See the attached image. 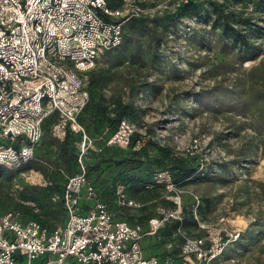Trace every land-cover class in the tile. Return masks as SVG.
Here are the masks:
<instances>
[{
  "label": "rangeland",
  "instance_id": "374dc122",
  "mask_svg": "<svg viewBox=\"0 0 264 264\" xmlns=\"http://www.w3.org/2000/svg\"><path fill=\"white\" fill-rule=\"evenodd\" d=\"M138 7L120 46L85 77L79 122L94 139L88 175L130 223L145 224L157 206H168L158 231L141 239L145 255L175 264L185 236L224 217L247 225L221 264H264V0ZM53 119L43 124L29 169L0 168V215L60 224V193L77 170L80 139L52 137ZM122 120L133 128L131 145L104 146ZM156 172L170 176V189L155 182ZM118 186L140 206L118 205Z\"/></svg>",
  "mask_w": 264,
  "mask_h": 264
},
{
  "label": "built area",
  "instance_id": "2783aa9c",
  "mask_svg": "<svg viewBox=\"0 0 264 264\" xmlns=\"http://www.w3.org/2000/svg\"><path fill=\"white\" fill-rule=\"evenodd\" d=\"M141 1L0 0V165L12 168L29 161L42 123L52 113L57 114L50 128L54 138L63 140L68 131L81 137L78 170L61 193L63 223L48 227L4 212L0 264H172L145 255L141 246L144 236L162 226L168 206H157L141 224L120 218L99 200L84 163L94 139L78 121L89 97L87 73L104 52L122 43L125 21L138 14ZM173 1L177 7L188 2ZM132 135V126L122 120L104 142L127 147ZM153 178L172 187L166 172H156ZM171 199L180 202L178 195ZM116 202L131 209L140 206L122 186L116 188ZM243 220L220 217L214 225L199 224L203 233L182 239L175 264H221L225 249L244 231Z\"/></svg>",
  "mask_w": 264,
  "mask_h": 264
},
{
  "label": "trees",
  "instance_id": "16d2710c",
  "mask_svg": "<svg viewBox=\"0 0 264 264\" xmlns=\"http://www.w3.org/2000/svg\"><path fill=\"white\" fill-rule=\"evenodd\" d=\"M110 1H112V0H110ZM196 2H199V1H197V0H188L187 3L181 5L179 8L189 6V5H191V3H196ZM124 26H125V24H124ZM231 30H233V29H231ZM239 36H240V35H239ZM123 38H124V27H123ZM122 41H123V40H122ZM119 46H120V45H119ZM119 46H118V47H119ZM116 48H117V47H116ZM116 48H115V49H116ZM113 50H114V49H113ZM84 107H85V106H84ZM79 115H80V114H79ZM51 116H54V119H53V121H52L51 124H50V128H51L52 123L56 120V118H57V114H56V113H52V114H50L47 118H49V117H51ZM47 118H46V119H47ZM46 119H45V120H46ZM45 120H44L43 123H42V129H43V124H44ZM78 121H79V116H78ZM79 123H80V122H79ZM117 125H118V123L115 125L114 129H113L110 133H112V132L116 129ZM50 128H49V131H50ZM110 133H108L107 136H108ZM69 134L78 135L79 139L81 138L80 135H79V133H75V132H72V131H68L65 137H67ZM50 135H51V132H50ZM51 136H52V135H51ZM107 136H106V137H107ZM52 137H53V136H52ZM106 137H105V138H106ZM132 137H133V135H132ZM132 137H131V140H130L129 144L127 145V147L131 145V143H132ZM104 146L113 147V146H116V145H106V144L104 143ZM34 151H35V149H34ZM90 151H91V150H90ZM90 151H89V152H90ZM89 152L87 153V155L89 154ZM77 153H78V149H77V151H76V155H75V158H74L73 161H74V164H75V166H76V168H77V170H78L77 163H76ZM87 155L85 156V159H84V163H85V166H86V175H87L89 181L92 183V185H93V187H94V184H93V182L91 181L90 176L88 175V162H87V160H86ZM2 167H5V166L0 165V168H2ZM30 167H31V162H30V160H29V161L25 162L24 164H22V167H21V168L16 169V170L29 169ZM77 170H76L75 172H77ZM75 172H73V173H75ZM73 173H72V174H73ZM63 186H64V185H63ZM62 189H63V187H62ZM94 189H95V192H96L97 198H98L99 200L106 202V203L108 204L109 208H110V209H111V210H112L117 216H119L120 218H123V219L129 221V220H128V215H126L125 213H121V214H119L118 211H117V208H116L115 206H113L108 200H106L105 198L101 197L100 194H99V192H98V190H97L95 187H94ZM61 193H62V190H61ZM61 193H60V215H59V218H60V220H61L60 224L63 223V210H62V202H61ZM122 207H123L125 210H127V209H131V208L124 207V206H122ZM150 216H151V215H150ZM148 217H149V216H148ZM148 217H146V219H145L144 221H146ZM21 219H22L23 221L29 220V219H24L22 216H21ZM35 220H36V219H35ZM37 221H38V220H37ZM136 221H139V220H136ZM38 222H40V221H38ZM40 223L43 224V225H46V226H48V227L56 226V225H47V224L42 223V222H40ZM145 223H146V222H145ZM241 236H242V235H241ZM157 256H158V255H157Z\"/></svg>",
  "mask_w": 264,
  "mask_h": 264
}]
</instances>
